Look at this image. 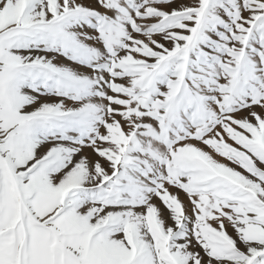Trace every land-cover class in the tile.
I'll return each mask as SVG.
<instances>
[{
	"label": "snow or ice",
	"instance_id": "6c2138e0",
	"mask_svg": "<svg viewBox=\"0 0 264 264\" xmlns=\"http://www.w3.org/2000/svg\"><path fill=\"white\" fill-rule=\"evenodd\" d=\"M0 264H264V0H0Z\"/></svg>",
	"mask_w": 264,
	"mask_h": 264
}]
</instances>
